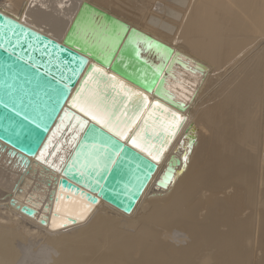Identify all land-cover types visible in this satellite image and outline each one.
<instances>
[{
    "label": "bare ground",
    "instance_id": "bare-ground-1",
    "mask_svg": "<svg viewBox=\"0 0 264 264\" xmlns=\"http://www.w3.org/2000/svg\"><path fill=\"white\" fill-rule=\"evenodd\" d=\"M102 1L2 0L0 13L16 20L21 27H25V31L39 37L40 34L45 35L61 43L81 6L88 3L112 15L123 27L133 28L173 49L174 58L161 84L163 89L159 88L152 97L179 107L186 116L181 135L190 133L196 137V143L185 163V170L177 177L175 184L158 186L172 157L181 156L183 150L179 148L177 141L160 163L157 173L132 214L126 215L101 201L85 221H78L76 225L62 230H54L56 221L60 219L55 216L54 222L50 223L57 181L62 167L88 123L80 116L66 112L53 132V138L51 137L52 143L59 147L49 150L48 155H42L43 162L29 157L26 164L22 158L10 154V148L0 141L1 220L5 218L12 222L11 219L15 218L17 222L12 223L15 229L20 228L22 235L44 240L41 243L44 251L40 258L35 259L37 264H209L208 257L215 264H225L230 249L225 238L228 233H222L220 228L228 226L230 218L226 214L221 216V210L225 211L229 198L224 196L218 199L216 193L229 186L235 187L231 182L234 177L251 194L254 181L246 170L251 172L255 166L258 169H261V165L264 166L258 149L256 153L252 150L246 153L245 149L251 148V133L264 135V79L255 76L249 80L244 79L238 86L230 89L227 86L213 88L212 85L217 82L214 79V70L203 61L221 66L220 72L222 70L225 75L245 58L264 38V0H197V6L193 8L188 5V9L187 3L180 0L176 9L173 6L164 18L158 16L161 12L155 14L147 9L138 16L134 15L144 25L126 18L127 15L114 11ZM184 18V28L175 30L172 26ZM76 32L77 36L88 39V33L80 25ZM134 38L131 42L135 44L140 45L143 41L136 34ZM96 41L93 39L92 43ZM113 44L114 42L109 41L104 45L103 49L107 54L113 50ZM144 56L154 64L168 61L164 53L155 57L146 53ZM55 59L56 62L51 64L49 58L50 64L45 65V70H50L53 64L62 68L63 63ZM86 63H89L88 59L80 58V68L77 71L66 69L64 76L59 75L66 81L63 83L66 92H73L70 87L72 81L68 77L77 79ZM92 88L95 91L98 89L97 86ZM207 92L213 96L212 102L203 101L202 98ZM198 105L202 111L208 107L212 140L217 145V153L212 155L213 159L209 156L201 159L200 156L209 141L201 136L195 124L197 119L194 118L193 111ZM52 115L54 117L55 112ZM36 119L42 120L34 117ZM50 151H55V155ZM184 180L186 184H183ZM173 185L176 190L166 202L148 201L154 191L170 190ZM215 185H220L221 189ZM214 188L217 190H211ZM204 189L211 192L202 197L200 191ZM260 195L257 207L249 211L248 221L245 220L238 227L240 236L244 233L256 234L262 229L254 217L262 214L264 218V188ZM12 199L14 204L11 203ZM250 201L254 205L253 200ZM146 203H149L147 208H143ZM233 204L237 205L239 214L244 211L239 202L233 201ZM24 206L34 208L35 217L30 218L23 214L21 209ZM201 210L203 212L200 215ZM43 220L46 225H42ZM118 220L124 225H119ZM260 222L262 223L261 218ZM128 229L133 232L130 233ZM179 230H185L196 244L180 250L172 245L173 240L182 241L185 238ZM73 231L72 236H66ZM61 235L64 241L63 250L56 252L48 244L54 240L49 237ZM18 237L19 233L14 230L3 231L0 228V264H15L18 261L15 251V244L21 240ZM257 242L258 237L255 235V247ZM233 260L236 264H246V258L240 254L233 256Z\"/></svg>",
    "mask_w": 264,
    "mask_h": 264
},
{
    "label": "water",
    "instance_id": "water-1",
    "mask_svg": "<svg viewBox=\"0 0 264 264\" xmlns=\"http://www.w3.org/2000/svg\"><path fill=\"white\" fill-rule=\"evenodd\" d=\"M79 25L88 39L77 36ZM23 27L0 13V141L26 164L29 157L43 162L42 155L59 147L51 137L66 112L88 121L57 181L50 223L55 216L60 219L54 230L85 221L101 201L132 214L178 141L181 156L172 157L158 186L173 184L184 172L196 143L194 135H181L186 116L180 108L152 97L163 89L174 50L123 27L112 15L88 3L81 6L61 43ZM135 34L143 40L140 45L131 42ZM93 39L97 41L92 43ZM109 41L114 44L107 54L103 47ZM146 53L166 54V66L147 60ZM49 58L51 64L57 58L62 68L53 64L45 70ZM80 58L89 63L77 79L68 77L73 92H66V81L59 75L64 76L66 69L77 71ZM93 115L103 117L108 127L97 123ZM134 140L139 147L133 145ZM50 153L55 155V151ZM21 212L30 218L36 215L29 206ZM41 223L46 225L45 220Z\"/></svg>",
    "mask_w": 264,
    "mask_h": 264
},
{
    "label": "rangeland",
    "instance_id": "rangeland-1",
    "mask_svg": "<svg viewBox=\"0 0 264 264\" xmlns=\"http://www.w3.org/2000/svg\"><path fill=\"white\" fill-rule=\"evenodd\" d=\"M91 1H95V0H91ZM178 1L180 0H103L102 3L106 4V6H110L111 8H113L114 11H117V12L119 11V13L127 15L126 18L130 20L133 19L136 21V23H140L141 25H144V22H140L139 19L136 17L143 10L147 9L149 12L155 13V14H157L158 12L159 13L161 12L160 14H158V16H162V18H164L166 14H168L169 9H171L173 6H174V9H176V6L178 5ZM181 1H185L187 3L186 9H188V5L194 8L198 4L197 0H181ZM168 6L169 8H167ZM184 20L185 18L172 27H174L175 30H179V31L182 30L186 23V21L184 22ZM257 34L258 33L256 31V35ZM172 38L174 37L172 36ZM203 62H205L206 65H208L214 70V74H215L214 79L217 82L215 83V85H212L213 88L214 86H218V87L227 86V88L230 89V88L238 86V84H240L244 79L249 80L255 76H259L262 80L264 79V38H262L258 42L257 46H255L249 52V54L247 53L245 58H243L240 62H238L237 65L233 69L226 72L227 74L225 75L222 74V70L220 72L221 66L207 62V61H203ZM220 73H221V78H219ZM262 84L264 86L263 80H262ZM212 97L213 96L208 94L207 92L202 99L204 102L209 103V102H212ZM199 108H200V105H198V107H196V109L193 111V116L195 119H197V122L195 124H196L198 131H200L201 136L205 137L209 141L207 142L206 148L201 153L200 156H201V159H203L204 156H209L211 157V159H213L214 157H212V155L215 156L217 153V145L214 144L212 140V131L208 123V115H209L208 107H206L205 111H202ZM246 130H248V127H246ZM251 136H252V143H249L251 148L250 147L245 148L247 149L246 153L248 150L249 151L252 150L253 153H256V149H258L260 151V156L262 157V162L264 163V135L262 133L259 134L258 132H253L251 133L249 137ZM249 144L246 143L245 145L249 146ZM251 170H252L251 172L246 170V172L252 177L251 180L254 181L253 182L254 188L253 187H252L253 189L251 188L252 189L250 192L251 194L247 192L244 186L239 185L238 182H236V180L234 179V177L230 179H231V182L236 185L235 187L229 186L227 189L223 190L222 192L216 193L218 199H221L224 196L229 198V202L227 203L225 211L221 210V216H225L226 214L228 218H230V224L226 227L220 228L222 233L223 232L228 233V234H225V238L228 242V248L230 249L228 251L229 254L226 256L227 261L225 264H236L233 260V256L237 254H240L246 258V264H264V218H263V215L260 214L257 217H254L255 219L258 220V225L262 226V229L257 231L256 234L250 233L246 235L244 233L243 236H240L239 232H237L238 227L242 223H244L245 220L248 221L247 218L250 217V214H249L250 209L257 207L258 197L261 196L260 195L261 189L264 188V177H263L264 166L261 165V169H258L255 166V168ZM260 178L263 180H261ZM184 183L186 184V180L183 181V184ZM215 187H218L221 189L220 185H215ZM175 190L176 189H174V185H173L172 189L170 190H165V191L159 190L158 192L154 191V193L150 195V198L148 201L159 202V203L166 202L169 198L172 197V193ZM211 190H217V188H214ZM211 190L204 189L200 191V193L203 197L205 193L210 194ZM250 200H253L254 205L250 204L251 202ZM233 201L239 202L240 206L244 208V211H242L241 214H239L237 205L236 204L232 205ZM148 204L149 203H146L143 208H147ZM247 207H249V209H247ZM202 212L203 211L201 210L199 214L201 215ZM260 218L262 220V223L260 222ZM11 221L17 222L15 218L11 219ZM12 222H10V220L5 219V218H2L1 220V216H0V228L3 231L5 230L13 231L14 230L15 232L19 233V237L17 239L21 238V240L17 241V243L15 244V248H17V250L15 249L16 254H17V260L19 261V262L16 261L15 264H20V262L21 264H35V263L37 264V261H35V259L37 257L40 258L41 256L40 254L43 253L44 251V247H43L44 245H42L44 240L39 239V238L34 239L30 236L22 235L20 233V228L17 227V229H15V226ZM118 223L119 225H124L119 220H118ZM253 224H256V222L255 223L253 222ZM128 231L130 233L133 232V230L130 231L129 229ZM179 232L183 233L185 238H183L182 241L173 240L172 245H175L177 249L179 250L188 249V248H191L192 245L194 246L196 244V242L192 240V238L189 236L187 232H185V230H179ZM73 234H74V231L67 233L66 236H72ZM255 235L258 237V242H257L256 247L254 246ZM62 237L63 235L59 237L54 236L53 238L49 237L50 239H54V240L53 242L48 241L50 242L48 244L56 252L63 250L64 241L62 240ZM240 240H241V243H239ZM207 259H209L208 261L209 264H215V261L212 258L208 257ZM115 264H121V263L117 262Z\"/></svg>",
    "mask_w": 264,
    "mask_h": 264
},
{
    "label": "snow or ice",
    "instance_id": "snow-or-ice-1",
    "mask_svg": "<svg viewBox=\"0 0 264 264\" xmlns=\"http://www.w3.org/2000/svg\"><path fill=\"white\" fill-rule=\"evenodd\" d=\"M86 114H88V113L86 112ZM93 119H96L97 120V123L102 124L104 127H108V124L105 122V120L103 119V117H100L98 119L95 115H93ZM109 131H111V128H109ZM117 134H119V133H117ZM133 145L139 147V145L136 144V141L135 140L133 141ZM141 150H143V149H141Z\"/></svg>",
    "mask_w": 264,
    "mask_h": 264
}]
</instances>
